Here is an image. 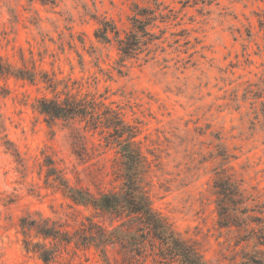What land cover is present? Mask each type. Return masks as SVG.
Masks as SVG:
<instances>
[{"label": "clouds", "instance_id": "clouds-1", "mask_svg": "<svg viewBox=\"0 0 264 264\" xmlns=\"http://www.w3.org/2000/svg\"><path fill=\"white\" fill-rule=\"evenodd\" d=\"M0 264H264V0H0Z\"/></svg>", "mask_w": 264, "mask_h": 264}]
</instances>
